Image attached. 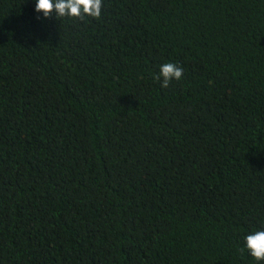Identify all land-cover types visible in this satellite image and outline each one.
<instances>
[{"label": "trees", "instance_id": "16d2710c", "mask_svg": "<svg viewBox=\"0 0 264 264\" xmlns=\"http://www.w3.org/2000/svg\"><path fill=\"white\" fill-rule=\"evenodd\" d=\"M102 4L0 0V264H264V0Z\"/></svg>", "mask_w": 264, "mask_h": 264}, {"label": "clouds", "instance_id": "9594fccd", "mask_svg": "<svg viewBox=\"0 0 264 264\" xmlns=\"http://www.w3.org/2000/svg\"><path fill=\"white\" fill-rule=\"evenodd\" d=\"M103 4L102 0H35V11L43 13L44 17L56 18L71 17L84 20L85 17L100 18ZM183 68L174 63H164L160 66L159 75L155 77L161 80V87L167 88L173 80H181ZM246 247L251 256L257 261L264 260V231H257L245 237Z\"/></svg>", "mask_w": 264, "mask_h": 264}]
</instances>
